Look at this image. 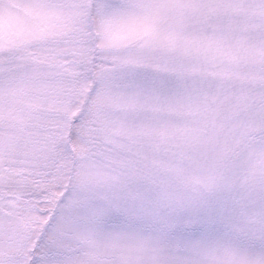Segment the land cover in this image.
Instances as JSON below:
<instances>
[{"label":"snow or ice","instance_id":"1","mask_svg":"<svg viewBox=\"0 0 264 264\" xmlns=\"http://www.w3.org/2000/svg\"><path fill=\"white\" fill-rule=\"evenodd\" d=\"M0 264H264V0H0Z\"/></svg>","mask_w":264,"mask_h":264}]
</instances>
